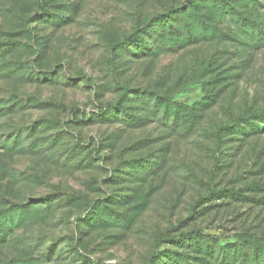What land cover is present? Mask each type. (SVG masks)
Masks as SVG:
<instances>
[{
	"label": "rangeland",
	"instance_id": "obj_1",
	"mask_svg": "<svg viewBox=\"0 0 264 264\" xmlns=\"http://www.w3.org/2000/svg\"><path fill=\"white\" fill-rule=\"evenodd\" d=\"M0 264H264V0H0Z\"/></svg>",
	"mask_w": 264,
	"mask_h": 264
}]
</instances>
